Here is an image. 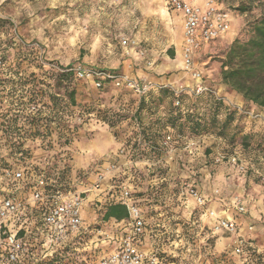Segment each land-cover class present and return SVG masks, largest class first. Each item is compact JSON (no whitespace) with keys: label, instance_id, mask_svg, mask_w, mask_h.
<instances>
[{"label":"clouds","instance_id":"clouds-1","mask_svg":"<svg viewBox=\"0 0 264 264\" xmlns=\"http://www.w3.org/2000/svg\"><path fill=\"white\" fill-rule=\"evenodd\" d=\"M0 20L11 22L0 31V55L9 54L7 63L0 64V76L19 73L13 77L16 85L0 89V97L12 92L0 106V137L2 129L9 127L5 114H23L18 124L10 126L12 134L7 145L0 139V156L7 157L14 142L28 135L36 137L37 133L38 138L28 141L25 148L64 145L58 149L59 167L51 177L43 171L29 175L23 169L16 170L14 176L8 174V178L0 176L6 190L12 192L22 187L24 179L36 181L30 191L19 193V203L11 199L3 203L0 197V224L19 222L28 229L23 241L0 239V248L13 253L10 260L0 253V264H51L54 258L43 241L59 248L78 231H88V220L71 219L76 214L70 213L71 204L65 205L63 214L58 211L45 216V210H50L53 203L59 204L62 196L45 194L42 185L69 183V169L80 172V184L104 183L105 172L117 178L123 175L116 165L122 164L124 157L149 151L154 144L171 147L177 139L191 143L189 136L197 142L201 137L206 143L214 141L228 152L237 145L234 155L242 160L246 157V162L236 166L230 157L231 167L224 165L223 155L227 152L218 155L214 148L219 168L200 167L205 165L201 152L199 157L193 156V163L186 165L182 175L170 176L168 191L176 187L178 179L180 194L188 195V207L180 200L177 210L183 211V218H189L188 228L178 225L174 232L177 238L186 233L194 238L186 253L181 247L183 264H198L200 257L207 255L201 252L203 240L216 232L231 233L228 252L237 264H264V107L244 98V93L238 94V101H228L236 85H224L221 92L219 84L206 79L203 65L196 63L201 33L204 37L213 34L216 22L243 24L240 44L247 45L256 35V27L264 24V0H0ZM204 24L211 25L207 33L203 32ZM182 38L177 60H170L169 48ZM30 97L31 105L27 103ZM15 130L19 136H15ZM162 136L170 139L165 141ZM97 146L103 151L97 152ZM85 149L91 152L88 166L83 162ZM45 163L47 160L41 168ZM247 168L252 169V177L246 188ZM193 169L200 171L199 177ZM210 171L215 174L208 176ZM257 176L261 177L260 185L251 182ZM14 179L17 183L7 188ZM185 179L189 181L187 186ZM192 185L196 187L195 195L188 194ZM126 195L125 185L121 198ZM165 203L171 206L172 198ZM12 204L14 208L9 209ZM197 208L196 217L190 218ZM26 215L31 219H25ZM100 215L103 217L102 211ZM12 225L14 237L18 228ZM205 225L209 231L201 237ZM168 233L173 229L156 234L153 243L157 250L165 239L171 248ZM105 238L116 247L123 242L122 237L113 239L107 231ZM250 239L257 243L249 244ZM132 248L129 243L124 254ZM153 252L152 247L143 252L148 264H163L149 254ZM117 255L113 252L108 260L104 256L100 260L104 264H123L115 260Z\"/></svg>","mask_w":264,"mask_h":264},{"label":"rangeland","instance_id":"rangeland-1","mask_svg":"<svg viewBox=\"0 0 264 264\" xmlns=\"http://www.w3.org/2000/svg\"><path fill=\"white\" fill-rule=\"evenodd\" d=\"M10 21L8 20H0V31L4 30L8 25H10ZM244 25L240 22H236L230 25L229 32L223 36L222 38L209 43L202 47V49L199 51V57L196 60V63L202 64L204 71L207 73L206 79H209L214 84H222V88L220 89L221 92H223L224 84L221 82L220 78V65L221 60L225 55L226 50L228 49L230 43L235 38H241V34L243 33ZM179 42L180 40L176 41L171 45V47L168 50V56L170 60H177V51L179 49ZM11 46V43L9 42V47ZM173 51V56L171 57L170 51ZM9 59V54L5 52L3 55H0V64H6ZM182 63V62H181ZM19 67V65H17ZM9 71H12L11 68H9ZM18 72H12V76H0V89L6 88L9 85H16L18 82L13 79L14 76H17ZM24 84H27L28 81H24ZM15 89L13 88V91ZM229 94H233L234 96H239L238 94H235L233 92H230ZM12 95V92H8L7 96L0 97V106L3 105L4 101L8 99L9 96ZM31 98V97H30ZM30 98L28 99L27 103L31 105L33 101H30ZM228 101H236V99L232 97H227ZM24 102L21 101L20 104H23ZM46 107V106H45ZM9 112L12 113V109L9 108ZM14 114H22L19 112L12 113L11 115L5 114V119L9 122L8 128H3V136L0 137V139L4 140V144L7 145L8 143V137L12 134L10 132V119L13 118ZM20 118L17 119L15 124H18ZM180 135L182 136L183 133L181 132ZM207 135V134H205ZM15 136H19V131L15 130ZM38 138V135L36 137L28 135L26 137H22L18 142H14L11 147L12 151L8 152L7 157L0 156V176H4L8 178V175H6V171H10L14 173L16 170L23 169L25 173L29 175H40V173L43 171L48 177L52 176V172L55 171L59 167V161L57 159L58 155L61 153L58 152V149H62L64 147L63 144H48L47 146H44L43 144L39 145H29V147L25 148V144L30 141ZM163 138V136H162ZM14 139V137H13ZM188 141H193L196 146V152L200 156V153L202 152L203 158L205 159V165L207 167H212L215 165L216 167L220 166V162L216 160V155H213V149H217V154H223L227 152V154L223 155V161L222 163L224 165H231L227 161V157L230 155H233L237 151V145L232 146V151L228 152L227 149H220L218 145L213 141L211 143H206L205 139L203 137L199 138V142L194 137H187ZM174 147L175 151L173 154L167 153V150L165 147L161 148L159 144H154L151 150L144 151L141 150L138 153H133L131 155H128L123 158L122 164L117 163L116 167L120 168L123 172V175L117 178L116 176L112 175L111 172H105L104 173V183L100 182H91L88 181L84 184H80L79 178H80V172H72L71 169L68 170L69 174L72 177V180H75V182H72V180L69 181L67 184H44L42 185L43 191L45 194L49 192H77L80 193V195L83 198V206H82V212H81V219L88 220L89 223L86 225L88 228L87 232L78 231L74 236L73 239L69 242H66L64 244H61L59 248L54 247L53 245L49 244L48 241H43L42 244L49 248V256L60 252L64 249H68L69 255L66 254V258L71 261L72 256L77 254V257L82 260L81 264H98V261L101 256L106 255L108 252H110L112 249H114L116 246L111 244L108 239L105 238V232L107 231L109 235L113 237L114 229L112 230L111 226L107 221H105L100 213L101 211L104 213L103 207L105 204H103L102 201H96L95 199H92L90 197L89 201L86 205H84V200L86 195L92 196V193L94 194L97 192V190L103 194L107 201L105 203L107 204L108 198L114 191L118 193L122 190L123 186H127L129 190L131 191V194L135 199H141L143 194H149L151 195V198L148 199V201H138V204L144 208L147 207L148 211H144V216L146 218V229L148 232V238L149 241L155 239V229H160L161 227L157 228L154 227V215L155 211L152 209V205L155 202V194H159L163 191H168V188L163 189V186L167 187V184H164L165 181L160 182L161 177H166L171 172V170L177 171V174H183L182 170H184L185 159L184 156L187 155L186 151H181L180 155L177 151L178 143L182 144L184 142L183 140L177 139L174 140ZM133 148L136 147L135 144L132 145ZM243 147H247V145H244ZM3 150V145H0V151ZM97 152H102L103 149L97 146ZM85 152L87 155L83 157V162L86 166L89 165V156L91 155L90 150L85 149ZM47 153H51L52 155L50 157L46 156ZM244 155L243 153L241 154ZM210 158V159H209ZM119 159V158H118ZM47 160V163H45L44 168H41V163ZM242 160V159H241ZM127 161L133 162L135 164L129 165V163H126ZM148 161V164H144L143 162ZM243 162H246V157ZM174 162L175 168L170 166V163ZM253 163H257V161H253ZM29 165H31V172H29ZM203 166V165H202ZM259 166V165H258ZM194 175L197 177L200 176V171L196 169L194 171ZM211 173V176L214 175V172ZM61 178H64L65 174L64 172H61ZM89 175H94V173H89ZM252 177V169L247 168L246 172L244 173V184L245 187H248L249 179ZM18 179H23V177H20ZM261 177L257 176L254 180L251 182L260 185ZM115 182V183H114ZM155 182V183H150ZM240 181L237 180L236 183H239ZM17 183V180H12L11 183L7 184V188H11L13 185ZM188 183V182H185ZM5 182L3 180H0V195H11L14 197H18L19 193L21 191L28 192L30 191L36 184V181H31L24 179V183L20 189H18L15 192L7 191L4 187ZM180 187V186H179ZM55 190V191H54ZM120 193V192H119ZM118 193V195H119ZM98 206L100 207V210L98 211ZM106 207V205H105ZM198 210H196L197 212ZM195 212V217H196ZM27 220H30V216L24 217ZM20 225V223L18 224ZM39 226V224H37ZM18 234L16 235L19 240L23 241L28 234V229L25 227H22ZM162 231V229L160 230ZM208 233V230L204 228V231L201 232V237H204L205 234ZM71 234V233H70ZM151 237V239H150ZM114 239V238H113ZM190 239V245L194 244V238L189 235ZM250 244H252L251 240H249ZM253 243H257V241H253ZM24 245V244H23ZM203 247L201 248V252H207V255H202L198 261V264H237V260L235 257H232L229 255L228 248L229 244L227 241L219 240L217 236L215 235H207V238L203 240ZM149 247H152L154 250V254L158 256H163L165 259L164 264L172 263V264H183L182 259V253L180 246H175L174 244L171 245V248L168 246L165 249V251L161 250V247L159 249H156L155 244L152 242L149 244H142V248L147 251ZM211 249V251L209 250ZM170 250V251H169ZM218 250V251H217ZM4 251L5 249L0 248V253H2L4 257ZM29 251H32L30 249ZM185 252V251H184ZM178 254V256H177ZM83 257V259H81ZM70 258V259H69ZM66 261V259H65ZM76 258L72 259L71 262H68V264H78L79 262H75ZM19 264V261L17 262Z\"/></svg>","mask_w":264,"mask_h":264},{"label":"built area","instance_id":"built-area-1","mask_svg":"<svg viewBox=\"0 0 264 264\" xmlns=\"http://www.w3.org/2000/svg\"><path fill=\"white\" fill-rule=\"evenodd\" d=\"M230 25L231 24H227V25H221L219 22H216V28L213 29V34L208 35L207 37L203 36V33H201V38L198 41V43L200 44L199 49H197V51L199 52L203 46L212 43L220 38H222L223 36H225L230 29ZM211 27L210 24H204L203 25V32L207 33L209 31V28ZM183 38H182V44H181V48L183 47ZM182 62V61H181ZM163 140L167 141L170 139V137L168 136H163L162 138ZM165 148L167 150V153L169 154H173V152L175 151V147H174V141H172L171 147H168L167 145H165ZM231 157V159L234 161V164L236 166L241 165V163L243 162L240 158H237L234 154L230 155L229 157H227V161L229 163V158ZM217 160V159H216ZM218 161V160H217ZM6 175L8 174H12L13 176L15 175V172L12 173L10 171H6L5 172ZM188 183H185V186H187ZM119 193V197H118V202L124 204L127 208V212H128V223H129V229L124 232L121 236L122 237V244L120 247H115L114 249H112L110 252H108L106 255H104V259L108 260L111 257V253L115 252L118 255L115 257V260L117 262L123 261V264H148L147 261V257L143 256V252L145 251L142 247V237L144 235L145 229H146V221L145 218L139 208V206L136 204V199L132 196L131 191L129 190V188H127V195L124 198H121V192ZM61 195L62 196V200L60 201L59 204L53 203L51 206L50 210H45L44 215L45 216H51L52 213H56V212H60L61 214H63L64 208L66 204H71V208H70V213H76L75 215H71V219L73 221L77 220V219H81V212H82V206H83V198L80 195V193L77 192H53V195ZM188 194L189 195H195L196 194V188L194 186H191L190 188H188ZM34 195V193H33ZM0 197H3V203H7L8 200H13L14 204L15 203H19L17 197L11 196V195H0ZM14 204L9 205V209H13L14 208ZM77 208L79 209V211L77 212ZM3 219V216L0 215V220ZM56 219H59V216L56 217ZM49 223H51V220H49ZM19 222H16L15 225H12V222L9 221L6 224H0V239L3 240H8L9 238H13L14 240H19V238L16 236L18 234V232L23 228H21L20 225H18ZM10 225L18 228V231H16L15 236L13 237V233L11 230ZM232 227H236L235 225H232ZM237 231H239V229H237ZM71 233V229H69L68 234ZM219 233V232H216ZM229 235H231V233H227ZM57 243H59L57 241ZM131 243L133 248L129 249V253L128 255H125L123 252L124 248H128V244ZM250 244V242H249ZM21 247L23 248L24 245L22 244ZM235 249H233L234 251ZM139 253V255H138ZM150 255H154V258L158 261H162L163 264L165 262V259L163 256H158L154 253H149ZM13 253L11 251H9L8 249H5L4 251V257L7 259H11ZM98 264H104V260H100L98 261Z\"/></svg>","mask_w":264,"mask_h":264},{"label":"trees","instance_id":"trees-1","mask_svg":"<svg viewBox=\"0 0 264 264\" xmlns=\"http://www.w3.org/2000/svg\"><path fill=\"white\" fill-rule=\"evenodd\" d=\"M255 32L256 35L248 41L247 45L240 44L241 38H235L230 43L221 60L220 78L224 85H236L232 89L233 93H244V98L252 99L253 103L264 107V24L258 25ZM30 101H33L32 97ZM22 115L14 114L10 119V125L15 124ZM32 119L36 118L32 117ZM127 217L126 206L116 202L106 206L102 218L104 220L109 218L121 220ZM66 254H70L68 249L51 255L50 257L54 258L51 264H68L74 258H76V263L81 264L82 260L77 257V254L72 256L71 261L66 258ZM38 264H42V261Z\"/></svg>","mask_w":264,"mask_h":264},{"label":"crops","instance_id":"crops-1","mask_svg":"<svg viewBox=\"0 0 264 264\" xmlns=\"http://www.w3.org/2000/svg\"><path fill=\"white\" fill-rule=\"evenodd\" d=\"M181 44H182V39L179 42V49L181 48ZM171 53H172V55H171ZM170 55H171V57L173 56V51L172 50L170 51ZM219 85H220V89H221L223 86H222L221 83ZM229 97H232V98L236 99V101H238L241 98L240 96H234L233 94H229ZM174 143H176V142H174ZM196 146H198V145H195V143L193 141H191V143H187V142H182V144L178 143L177 151H178L179 155H180L181 151H186L187 152V155L184 156L185 163H186L184 165V168H186V165L193 163L192 158H193L194 155H198V153L196 152V149H197ZM197 157H199V156H197ZM126 163H129V165L135 164V163L129 162V161H127ZM143 163L144 164H148V161H145ZM170 166L173 168L174 162L170 163ZM204 166H206V165H203V166H200V167H204ZM219 167H217V168H219ZM184 170H182V171H184ZM171 171H173V172H171ZM194 171H196V169H193V174L195 173ZM169 172H171L169 174V176L167 175L166 177H161L160 178V182L161 183H162V181H165L164 184L168 185L167 187H165V185H164L163 189H165V188L169 189V187H170L169 181H170V176L171 175H177V176L182 175V174H177V171L171 170V169H170ZM208 176H211V173H208ZM226 177H227V173H225V178ZM185 182L189 183V181H187V179H185ZM175 183H176V187H173L171 189V192L163 191V192H160L159 194H155V197L156 196L157 197L155 199V202L151 206L152 209L155 211L154 220H153L154 221L153 226L157 227V228L161 227L160 229H155L156 233H158V232L159 233L166 232L168 228L173 229V233H168V236L171 238L172 244H174L175 246H180V248L183 247V249H184V251L186 253L188 251V249H189V246H192V245H190L189 235H187V233H186L185 237L177 238L174 235V232L177 230V226L178 225L183 227L184 229L188 228V224L186 223V220L189 219V218H183L184 217L183 211H177L179 209V201L180 200H184L185 201V205H184L185 208L188 207V195L182 196L180 194L181 193V188L179 187V183L180 182H179L178 179L175 181ZM192 186L195 187V185H192ZM99 191L97 190V192H95L94 194L92 193V196H91V194L90 195H86L85 200H84V205L87 204V202L89 201L90 197L92 199H95L96 201H102L103 200V204H105L106 206L108 204H110V203L118 202V197H119L118 193L120 191L118 193H116L115 191L113 193H111V195L108 198L109 202L107 204L105 203V201H107L105 196L103 194H101ZM145 197H147L148 199L149 198L152 199L151 195H149L147 193L143 194L140 200L136 199V204L139 206L142 214L144 213L143 207H141L138 204V201H142V202L148 201V199L145 200ZM169 197H171L172 200H173V204L171 206H169V205H167L165 203L169 199ZM152 200H154V199H152ZM105 205L103 207L104 211H105V208H106ZM166 208L168 209L167 211L165 210ZM196 210H198V208L197 209H193L190 218H195ZM143 216H144V214H143ZM144 218H145V216H144ZM180 218H183V219H180ZM105 221H107L109 223V225L111 226L112 230L114 229L115 232H113V237H112L114 239H116L118 236H121L130 227L127 218H124V219H121V220H115L114 218H109V219H107ZM145 221H146V218H145ZM146 224H147V222H146ZM204 228H206L209 231L207 225H205ZM161 229H162V231H160ZM150 231L149 230L147 231V229H145L144 235L142 237V244H147V243L149 244V242L150 243L153 242V240L149 241V238H148V234L147 233L150 232ZM213 235L217 236L219 240H223V241H227V242H228V238L230 236L227 233H225L224 235H221V233H215ZM154 236L156 238V234ZM150 239H151V237H150ZM184 239L187 240V243H183ZM251 241H252L251 243L253 244L254 240H251ZM142 244H141V247H142ZM167 246H168V241H167V239H165L164 244L160 246L161 250L165 251L164 248H166ZM177 256H178V254H177ZM168 264H172V263H168ZM176 264H178V263H176Z\"/></svg>","mask_w":264,"mask_h":264}]
</instances>
